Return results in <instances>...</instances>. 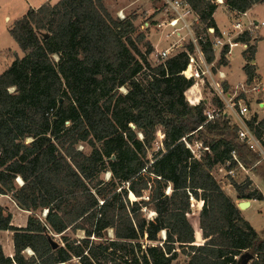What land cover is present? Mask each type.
<instances>
[{"label":"trees","instance_id":"trees-1","mask_svg":"<svg viewBox=\"0 0 264 264\" xmlns=\"http://www.w3.org/2000/svg\"><path fill=\"white\" fill-rule=\"evenodd\" d=\"M184 1L203 32L215 27L214 0ZM263 2L225 0L238 12ZM136 19L115 18L105 0H58L30 9L10 30L23 57L15 53L0 76V196L11 195L31 216L26 227L13 226L0 205V231L13 232L14 244L12 258L0 244V264H243L245 254L247 264H264V236L213 176L219 164L230 171L240 163L264 180L261 154L238 139L237 125L204 124L205 103L187 102L193 82L182 72L194 45L153 66L154 47L137 33ZM199 44L213 62L210 41ZM256 51L244 54L248 83L258 77ZM225 53L218 66L228 64ZM248 126L262 137L264 120L254 116ZM159 130L163 148L150 161ZM184 137L211 153L194 158ZM82 143L89 154L77 149ZM251 185L234 183L237 199L264 201ZM193 201L202 207L198 240ZM69 231L83 237L70 241ZM57 235L65 246L54 249Z\"/></svg>","mask_w":264,"mask_h":264},{"label":"built area","instance_id":"built-area-1","mask_svg":"<svg viewBox=\"0 0 264 264\" xmlns=\"http://www.w3.org/2000/svg\"><path fill=\"white\" fill-rule=\"evenodd\" d=\"M213 2L218 7H225L227 22L225 26H221L213 15L215 27L207 28L205 37L203 38L202 35H198L194 31L195 25L201 23L200 18L184 0H164L163 7L167 19L162 22L158 21L154 26L157 28L170 27L171 31L167 34L166 38L176 40L166 50L158 52V54L166 60L176 55L178 53L177 50L185 44H193L194 51L189 53L187 66L189 67V73L187 74L186 70L182 72V75L187 80L193 82V85L185 92L187 102L191 106H199L202 102L205 103L204 116L206 120L204 124L212 123L218 119H227L230 122L231 118L234 117V123L239 127L238 139L241 142H245L254 152L260 153L264 160V148L258 137L248 126V122L257 112L254 111L252 113L248 105L245 104V96H259L263 94L264 85L258 78H254L252 83H248L246 80L244 84L236 86L235 93H228L224 88V84L227 82V75L223 69H220L226 65L218 66L224 50H226L225 58L228 61L235 48L242 47L243 53L245 54L248 53L251 46L257 45L260 39L259 31L264 27V21L253 18L250 10L245 12L231 10L226 6L225 0H215ZM118 16L121 20L126 18L122 13H119ZM143 26L148 29L151 27V24L147 22ZM242 37H249L250 39L243 41L241 40ZM207 39L210 41L215 55L211 63L206 60L199 44L200 41H206ZM182 51L187 50L185 48ZM213 71H216V73ZM208 84L210 85V89L209 94H206ZM256 105L259 108L264 107V103L260 100L256 102ZM231 125L234 124L231 123ZM157 137L156 147L160 150L163 148L165 135L159 130ZM181 141L185 143L196 159H199L205 152L211 153L210 149L198 140L191 143L187 140V137H184ZM232 158L239 163L235 151L232 152ZM239 166L240 169L247 171L240 163ZM235 171V169L227 171V175L234 176ZM169 191L170 189H168L167 193ZM46 213L45 211V217ZM155 216L156 213H154ZM27 251L31 256L34 254L30 249Z\"/></svg>","mask_w":264,"mask_h":264},{"label":"rangeland","instance_id":"rangeland-1","mask_svg":"<svg viewBox=\"0 0 264 264\" xmlns=\"http://www.w3.org/2000/svg\"><path fill=\"white\" fill-rule=\"evenodd\" d=\"M44 1L45 0H0V76L4 72H6L11 66L12 62L15 59V53H17L18 56L23 57V53L20 50L18 43L12 38L10 34V30L13 28L17 20L21 19L29 12V10L31 9L30 7L38 6L39 4H42ZM50 1L51 3L55 4L57 3L58 0H50ZM133 1L134 0H108L106 1V6L115 18H119L118 16L119 13H122L125 17H128V16L136 17L137 19L135 21V25L137 27V33H144L146 35V40L149 41L151 44L152 42L156 43L159 37L161 38L163 37L162 35L167 36V34L170 33L171 31L170 27L155 28L154 24L157 22L152 23L153 18H154L153 13H155V11L154 12L152 11L153 7L155 9L156 8L160 9V11L156 13L158 15L157 17H159L160 20L164 21L167 19V16H164V15L160 16L161 15L160 13H162L161 10L164 9V7L162 6V3H164V0H138V2L135 5L130 7L129 4L132 3ZM123 4H125L126 7L129 5L128 6L129 8L127 7L126 10H122L121 6ZM219 7H217L216 9V11H218L216 14V20L219 23V25L225 26L227 22L226 9L225 7H220V8ZM251 16L253 18L259 19L260 21H264V2L257 4L254 7ZM147 22L150 23L152 27L146 29L143 26V24ZM203 29L204 27H201V24H196L194 27V31L196 33L201 32L202 33L201 35L204 38L206 33L203 32L204 31ZM261 31H262V34H264V27L261 28ZM164 44L166 45V43H163V45ZM143 49L145 50V48ZM242 50H243L242 47L235 48L233 50L232 55L230 56L231 67L230 69H227V71H229L231 75L230 80H228L231 83V85L226 82L224 84V88L228 93H231V94L235 93L236 86H239L240 84H244L247 80L246 74L244 72V66L246 65L247 62H246V57L243 55ZM255 60L257 62L256 63L257 69L260 75L262 76V80L264 82V37L263 39H261L259 43V49H258V53L255 56ZM163 61H165V59L159 56L158 51L154 47V53H152V55L150 56L151 64L153 66H157ZM220 69L222 70V68ZM213 72L216 73V71H213ZM256 78H258V80L260 81L259 77H256ZM216 80H218V78H216ZM209 89H210V85L208 84V90H206V94H209ZM121 91L123 93L126 92L124 89ZM245 100H246L245 104L248 105V107L251 109V112L252 113L254 111L257 112V113L255 112L256 113L255 116L258 117V120L259 121L264 120V107L259 108L256 105V102L259 100L264 103V93L260 94L259 96H254V95L245 96ZM234 121H235V118L232 117L230 120V123H233L235 125ZM196 138L197 137H195L194 139ZM258 139L260 140L264 148V144H263L264 133L262 137ZM27 142H30V139H27ZM199 142L201 143V141ZM77 149L80 151H83L86 154H89L91 152V148L89 147V145H86L84 143L78 145ZM157 152H158V148L155 146V148L151 150L149 153L150 161H153L155 159ZM247 172L239 168V169H236L234 176L227 175L226 166L219 164L213 170V176L218 181V183L221 185V187H225L226 189H227L226 186L229 187V185L233 187L234 183L243 184L246 182H251L252 184L251 187L254 189L255 188L257 189L256 184L262 185L263 192H264V186H263L264 181H262L263 179L261 180V177H259V175L257 176L255 172H254L255 176L252 175L251 173L253 171L248 170ZM110 177H111L110 173H106L105 175H103V178L105 180H109ZM250 177L253 180H251ZM17 183L20 186L23 185L22 180L18 179ZM132 200H135V199H132ZM13 202L14 200L12 199L11 195H1L0 196V204L4 205L6 210L9 213H11L12 209L17 210ZM199 203L200 202L198 201H193L192 213L189 215V219L192 224L199 225V214L201 210L199 208L200 206ZM154 213L155 212H150V213L148 212L147 217L153 218ZM28 216L29 215L27 213L23 214V216L20 217L23 222L22 221L19 222V225H23V223L26 222ZM247 216H248V219L252 222V224L255 225L257 231L263 230L264 229V202L262 201L259 203H254L252 210H250L247 213ZM40 217H42V219H45V211L43 213H40ZM261 234L264 236V232H261ZM10 235L11 233L7 231L0 232V240L3 243L2 244L3 247H6L5 241L7 238H9ZM66 236L70 241H77L83 237V233L78 232L77 234H74L73 232L69 231L66 234ZM108 236L113 237V232L109 231ZM160 238H163V235L160 234ZM54 239L61 246H65V243L63 242V239L60 235L55 236ZM25 255L28 257H31V254L28 251L25 252ZM184 260H185V257L181 255L178 261L183 262ZM72 264H78V259H74Z\"/></svg>","mask_w":264,"mask_h":264},{"label":"crops","instance_id":"crops-1","mask_svg":"<svg viewBox=\"0 0 264 264\" xmlns=\"http://www.w3.org/2000/svg\"><path fill=\"white\" fill-rule=\"evenodd\" d=\"M106 1H108V0H105V5H106ZM45 3L46 2H51L50 0H45L44 1ZM43 2V3H44ZM138 2V0H134L132 3H130L129 5H130V7L131 6H133V5H135L136 3ZM43 3L42 4H39L38 6H35V7H30L31 9H38V8H40L42 5H43ZM163 4L164 3H162V6H163ZM128 5V6H129ZM127 6V7H128ZM127 7H126V5L125 4H123L122 6H121V9L122 10H126L127 9ZM220 7H224V6H220ZM219 7V8H220ZM255 7V6H254ZM254 7L250 10V14H252V11H253V9H254ZM129 8V7H128ZM219 8H218V10H219ZM152 11L154 12L155 11V13H153V16H154V18H153V21H152V23L153 22H162L163 20H160L159 19V17H157L158 15L156 14L158 11H160V9H158V8H152ZM149 12H151V11H149ZM161 12L162 13H160L161 15L160 16H162V15H164V16H166V14H165V12H164V9L163 10H161ZM217 12L218 11H216L215 12V14H214V18L216 19V14H217ZM152 14V13H151ZM155 25V24H154ZM151 27H152V25H151ZM155 27V26H154ZM155 28H157V27H155ZM259 35H260V39H259V42L257 43V51H256V54L258 53V49H259V43H260V41H261V39H263V37H264V34H262V31L260 30L259 31ZM163 37L161 38V37H159L158 39H157V42L156 43H154V42H152V46L153 47H155L156 48V50L158 51V52H161V51H163V50H166L168 47H169V45L171 44V43H173V41H175L176 39H174L173 40V38H166V36L165 35H162ZM159 39H160V41H159ZM150 40H151V38H150ZM163 43H166V45L164 44L163 45ZM186 45V44H185ZM184 45V46H185ZM183 46V47H184ZM179 48L178 49V51L177 52H180V51H182L183 49H185L186 47H187V45L184 47V48ZM242 52H243V50H242ZM243 55H244V53H243ZM256 60H255V62H253V64H255L256 65ZM230 67H231V60H230V57H229V59H228V64L226 65V66H224L222 69H223V71H224V73L227 75V83H229L230 85H231V83L228 81V80H230V78H231V75H230V72L229 71H227V69H230ZM256 69H257V65H256ZM257 75H258V77H259V79H260V81L263 83V85H264V82H263V80H262V76L260 75V73H259V71H258V69H257ZM246 78H247V76H246ZM248 171V170H247ZM246 171V172H247ZM251 171V170H250ZM248 173V172H247ZM250 174V173H249ZM252 175H254V172H252L251 173ZM256 175L258 176L259 174H257L256 173ZM255 176V175H254ZM259 177H261L260 175H259ZM250 179H251V177H250ZM251 180H253V179H251ZM261 180H262V178H261ZM262 181H264V180H262ZM264 186V185H263ZM227 187V189L225 188V187H222L225 191H226V193L235 201V203L238 205V207H239V203H241V202H248V206L247 207H245V209H240L241 210V212H242V214H243V216H244V218L246 219V220H248L251 224H252V222L248 219V216H247V213L250 211V210H252V208H253V204L254 203H259V202H262V201H259V200H238L237 199V193H236V190L234 189V187H232L231 185H229V187L228 186H226ZM256 187H257V189L259 190V191H261L262 193H264L263 192V187H262V185H258V184H256ZM264 202V201H263ZM14 203V205H15V207H16V209L17 210H14V209H12V211H11V214H12V225L13 226H16V227H26L27 226V224H28V221H29V218H30V215H31V212H29V211H26V210H23V209H21V208H19L18 207V205L15 203V202H13ZM200 204V203H199ZM1 205V204H0ZM202 205H203V203H202ZM1 206H3V207H5L4 205H1ZM202 208V207H201ZM200 208V209H201ZM16 213H17V215H16ZM25 213H27L29 216H28V218H27V220H26V222L25 223H23V225H19V222H21L22 221V219L20 218V217H22L23 216V214H25ZM19 216V217H18ZM23 222V221H22ZM252 226L256 229V227H255V225L254 224H252ZM257 230V229H256ZM0 232H6V231H0ZM7 232H10V231H7ZM259 233H261V232H264V229L263 230H261V231H258ZM11 233V235L9 236V238H7L6 239V241H5V243H6V247H3V243L1 242V240H0V244L2 245V247H3V251H4V254L6 255V256H8V257H13L14 256V244H13V232H10Z\"/></svg>","mask_w":264,"mask_h":264},{"label":"water","instance_id":"water-1","mask_svg":"<svg viewBox=\"0 0 264 264\" xmlns=\"http://www.w3.org/2000/svg\"><path fill=\"white\" fill-rule=\"evenodd\" d=\"M186 73H187V74L189 73V67H187V69H186ZM133 128H135V127L133 126ZM140 138H143V136L141 135ZM130 198H131V199H135V196H134L133 194H130ZM247 206H248V202H241V203H239V208H240V209H245V207H247ZM46 216H47V213H46ZM195 225H196V226H195ZM193 226L195 227V230H196V237H197V240H198L197 229L200 230L199 225H197V224H193ZM201 236H202V233H201V231H200V237H201ZM165 238H166V236H165V234H164L163 239H165ZM51 242H52L53 248L55 249V248L58 246L57 243H56V241L51 240ZM249 258H250V257H249ZM249 258H248V255H246V254L243 255V257H242L243 264H247L248 261H249ZM61 264H67V263H65V262H61Z\"/></svg>","mask_w":264,"mask_h":264},{"label":"bare ground","instance_id":"bare-ground-1","mask_svg":"<svg viewBox=\"0 0 264 264\" xmlns=\"http://www.w3.org/2000/svg\"><path fill=\"white\" fill-rule=\"evenodd\" d=\"M163 236H164V234H163ZM166 236V235H165Z\"/></svg>","mask_w":264,"mask_h":264}]
</instances>
